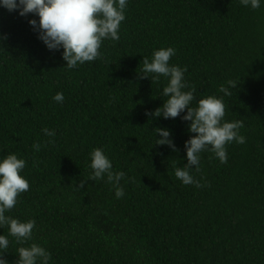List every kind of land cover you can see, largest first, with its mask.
I'll list each match as a JSON object with an SVG mask.
<instances>
[{
    "label": "trees",
    "instance_id": "trees-1",
    "mask_svg": "<svg viewBox=\"0 0 264 264\" xmlns=\"http://www.w3.org/2000/svg\"><path fill=\"white\" fill-rule=\"evenodd\" d=\"M32 18L0 7V156L25 159L30 185L6 215L36 222L26 244L8 237L10 264L33 242L51 252L49 264H264V4L129 0L120 40H104L98 59L73 69ZM169 46L197 100L223 97L224 119L244 124L246 142L227 145L226 163L201 153L190 173L201 187L175 177L196 135L189 122L146 115L164 103L167 80L144 77L143 56ZM229 80L230 96L219 91ZM156 127L171 130L178 151L155 145ZM96 147L125 173L119 199L107 177L88 179Z\"/></svg>",
    "mask_w": 264,
    "mask_h": 264
},
{
    "label": "clouds",
    "instance_id": "clouds-1",
    "mask_svg": "<svg viewBox=\"0 0 264 264\" xmlns=\"http://www.w3.org/2000/svg\"><path fill=\"white\" fill-rule=\"evenodd\" d=\"M129 0H0V7L8 11H19L20 16L33 14L29 24L38 33V38L50 51L63 49L62 57L68 69L76 68L85 62L95 61L101 56L100 48L104 40H120V26L126 19V9ZM240 4L252 9H259L264 0H240ZM176 53L175 48L161 47L154 50L151 59L143 56L141 74L152 80L163 76L167 80L161 97L164 103L153 112L146 115L174 119L178 116L189 122L188 131L195 133L184 143L187 163L184 167L175 168V177L184 185H202L197 181L191 170H200L201 153L211 151L221 162L228 160L227 145L233 141L244 144L246 138L239 130L244 126L242 121H227L225 117V103L223 97L217 95L203 96L198 99L195 89H189L185 79L186 67L170 64V58ZM227 87L219 89L225 95H231L229 88L237 87L235 81L229 80ZM65 97L57 92L53 100L63 103ZM195 101V106L193 102ZM181 113L184 115L181 116ZM48 137H54L56 132L45 127L42 129ZM159 134V135H157ZM155 145H167L173 151H178L172 132L167 127L155 128ZM39 143L33 144L36 151L40 150ZM91 173L88 179L100 181L107 177V181L115 188L117 199L124 196L121 180L125 177L123 171L114 172L112 160L101 147L90 152ZM194 166V167H193ZM26 167V160L16 153L0 156V228L7 226V235L0 234V264H10L5 258V252L10 245L9 236L14 237L18 244L24 245L33 237L35 220L21 221L6 215L15 207L18 196L29 190V181L22 175ZM86 180L80 182L83 188ZM16 264H49L51 252L45 247L33 242L29 246L17 249Z\"/></svg>",
    "mask_w": 264,
    "mask_h": 264
}]
</instances>
